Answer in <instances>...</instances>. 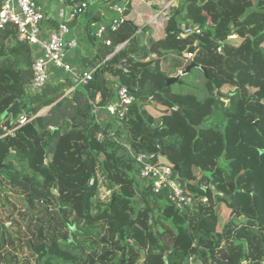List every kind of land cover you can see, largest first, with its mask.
<instances>
[{
	"label": "trees",
	"instance_id": "1",
	"mask_svg": "<svg viewBox=\"0 0 264 264\" xmlns=\"http://www.w3.org/2000/svg\"><path fill=\"white\" fill-rule=\"evenodd\" d=\"M170 1L127 0L124 22L103 33L94 58L104 64L93 80L71 90L74 85L65 78L30 98L25 93L32 77L30 49L16 40L12 25L0 30V117L15 101L28 116L37 115L14 137L0 139V215L10 212L4 196L10 192L30 210L36 204L51 208L62 223L73 217L74 242L54 250L50 264H183L189 254L201 264L264 260V0H175L166 6ZM84 15L87 31L102 22L90 11ZM186 28L201 33L182 37ZM87 36L96 43L90 32ZM186 69L200 73L201 86L184 80L190 71L166 86ZM112 81L127 88L134 101L124 129L111 134L110 126L92 115L89 101L103 106ZM2 124L12 126L9 119ZM127 149L178 167L177 178L194 195L188 217L175 213L165 191H142L144 207H137ZM99 177L113 192L108 203L99 199ZM203 181L210 190L193 184ZM113 198L112 204L125 202L116 214L110 212ZM228 199L233 203L226 208ZM223 209L229 211L227 220ZM123 210L126 219L119 217ZM29 231L40 255L55 231ZM15 259L12 264H18Z\"/></svg>",
	"mask_w": 264,
	"mask_h": 264
},
{
	"label": "built area",
	"instance_id": "2",
	"mask_svg": "<svg viewBox=\"0 0 264 264\" xmlns=\"http://www.w3.org/2000/svg\"><path fill=\"white\" fill-rule=\"evenodd\" d=\"M74 0H47V3L40 0H0V30H3L8 24L12 25L15 30L16 40L19 43L25 44L30 49L32 58V77L25 87L26 97L30 98L33 95L40 93L41 90L50 83L52 69L60 71L64 79L68 78L73 83V90L78 86H86L92 80L95 71L102 67L104 60L94 58L98 53V48L102 40L103 33L107 26L115 30L124 22V11L127 0H98L102 6H108L117 18L105 24L93 22L91 23L90 32L96 39V43L92 44L94 57L81 60L77 64L67 62V51L76 47L74 37H70V23L79 18L85 12L90 11V1L84 0L79 4H70ZM170 1L166 6L174 3ZM160 11L148 21L149 25L155 24L157 19L162 15ZM96 18H101L102 13L96 12ZM201 30L186 28L182 33V37L190 35H199ZM236 38L235 35L229 37ZM106 46H110L109 41H105ZM118 49V48H117ZM219 51V50H218ZM108 56L105 58V60ZM152 54L150 59H155ZM148 60V59H147ZM201 70L200 68H198ZM127 72V69H124ZM182 71H178L176 77L184 76ZM110 99L100 108L96 107L92 101L89 104L92 107L91 113L95 119L101 124H108L111 129V134L124 129V123L127 120V114L130 105L134 98L129 93L127 88L118 86L115 81H112ZM28 116L27 112L19 117L14 123L8 127L4 124L0 126V139L5 137H14L17 129L25 126L36 118ZM5 121V120H4ZM128 150V154L133 162V178L137 207H144L141 199L142 191H149L150 194H157L165 191L167 200L175 213L181 218H186L191 214V209L194 205V195L192 191H188L185 184L177 178V173L170 166L156 162V155L150 153H139ZM100 178V177H99ZM94 180L89 181V185H93ZM194 185L202 192L211 189L210 183L194 182ZM54 193L58 194V188H54ZM113 192L110 189L103 191V198H111ZM208 197H203V202H207ZM156 217V213L154 214ZM149 223L152 225L153 220ZM184 228H187L188 223H185ZM195 247V242L193 243ZM183 264H201L197 255L189 254L184 257ZM246 264V262H243ZM261 264H264L262 260Z\"/></svg>",
	"mask_w": 264,
	"mask_h": 264
},
{
	"label": "flooded vegetation",
	"instance_id": "3",
	"mask_svg": "<svg viewBox=\"0 0 264 264\" xmlns=\"http://www.w3.org/2000/svg\"><path fill=\"white\" fill-rule=\"evenodd\" d=\"M36 206L38 207V204L33 205L34 209L30 210L27 204L25 207L27 213L23 216L20 215L21 220L15 219L14 221V226H17L16 229L11 228V230L0 222V264H12L14 257L20 258L21 264L23 262L25 264H50L54 256L51 253L54 250H65L68 244L74 242L76 230L73 229L75 227L70 223L72 220L71 216H69L68 220L64 219L62 223L54 215L51 208L42 207L38 209ZM56 210L59 212V216L62 215L60 207H56ZM60 226L62 227L61 230H59ZM33 227H38L41 231H44L46 227H52L55 231V234H53L54 238L46 240L43 248L39 247L40 255L43 254L42 257L36 254L35 251L38 243H35L36 239L29 231ZM19 241L22 244L19 245Z\"/></svg>",
	"mask_w": 264,
	"mask_h": 264
},
{
	"label": "crops",
	"instance_id": "4",
	"mask_svg": "<svg viewBox=\"0 0 264 264\" xmlns=\"http://www.w3.org/2000/svg\"><path fill=\"white\" fill-rule=\"evenodd\" d=\"M90 1V12L93 13V17H95L96 12L102 13V21L103 23L107 24L111 22L112 20L117 18L116 13H114L107 5L102 6L100 5L97 1L98 0H89ZM106 1V0H104ZM111 1V0H107ZM133 1V0H131ZM47 3V0L44 2V4ZM143 4H147L146 1H142ZM113 13V14H112ZM89 23V18L86 17L84 14L81 15L79 18H77L76 22L74 25L69 26L71 30V35L70 37H74L76 41V47L74 49L68 50L67 55H66V60L67 62H70L71 64H77L81 60H85L86 58H93L94 57V52H93V47L90 41L88 40L87 36V30L86 26ZM156 24V23H155ZM155 24H152L153 26ZM153 32L156 30V34H159V29L156 27L153 28ZM89 28V26H88ZM155 29V30H154ZM90 30V28H89ZM158 32V33H157ZM51 80L50 83H58L62 79H64L63 74L60 71L52 69V74H51ZM46 109L42 111V113H45ZM229 214V211L227 209H223L222 211V217H224L226 220L228 217H225L224 214Z\"/></svg>",
	"mask_w": 264,
	"mask_h": 264
},
{
	"label": "rangeland",
	"instance_id": "5",
	"mask_svg": "<svg viewBox=\"0 0 264 264\" xmlns=\"http://www.w3.org/2000/svg\"><path fill=\"white\" fill-rule=\"evenodd\" d=\"M46 0H40V2H45ZM113 14V13H112ZM88 25V24H87ZM91 32L93 31V28L90 26L89 27ZM264 47V44L262 45ZM173 77H176V75H174ZM193 79V80H192ZM185 81H187V83L189 84H192L194 86H201L202 85V78L200 76V73H198V71L196 70H191L188 77L184 78ZM175 90H178V87H175ZM184 90V89H183ZM188 90V89H185V91ZM187 92V91H186ZM104 182L102 181L101 178H99V199L104 202V203H108L110 198H103V191L106 189V187L104 186L105 184H103ZM7 195L4 194V196L8 197L7 198V201L9 204H7V210L10 211L9 213L5 214V215H0V222H2L4 225L8 226L10 229L11 228H17V226L15 227L14 226V221L15 219H18V220H21V216H23L25 214V207L27 206V204H23L22 203V200L17 197V194L14 193L15 196H11V193L10 192H6ZM1 202L0 201V209L2 207L1 205ZM113 202H111V206H110V212H112L113 214H116L117 212H119V203L121 204V206L123 204H125V202H122L119 200V202L117 203H114L112 204ZM233 203V199H228V201L224 204V207L227 208V206L229 204H232ZM17 207V208H14V207ZM14 209V210H12ZM126 211V210H123L121 213V215L119 217H121L122 219H126V214H123V212ZM225 217H229V214H224ZM73 217H72V220H71V224H72V221H73ZM23 220V219H22ZM240 223H242L240 220L238 221ZM122 224H124L125 222H121ZM12 225V226H11ZM12 230V229H11ZM234 251H236L237 253H240V249L235 247L234 248ZM15 261L18 263V264H21L19 261H20V258H17L15 259ZM23 264H25L23 262Z\"/></svg>",
	"mask_w": 264,
	"mask_h": 264
},
{
	"label": "water",
	"instance_id": "6",
	"mask_svg": "<svg viewBox=\"0 0 264 264\" xmlns=\"http://www.w3.org/2000/svg\"><path fill=\"white\" fill-rule=\"evenodd\" d=\"M190 71V69H186V72L184 73L185 75L188 74ZM146 72V70H143L142 74L140 75V78H142V76L144 75V73ZM179 78L178 77H171L168 78L166 81V86H171L174 83L178 82ZM226 99H228V97H226ZM23 110L20 108V104L15 101L8 109L7 111H5V113H3L0 117V125L1 123L6 120L9 119V121L11 123H14L19 117H21L23 115ZM28 113V112H27ZM41 114V113H40ZM158 129H155V137H156V132ZM0 136H1V131H0ZM174 171L177 173V175H179V169L178 167L174 168ZM115 201V198L112 199V202ZM75 229V228H73ZM143 264H146L145 262Z\"/></svg>",
	"mask_w": 264,
	"mask_h": 264
}]
</instances>
